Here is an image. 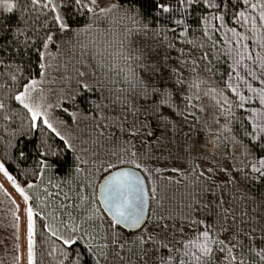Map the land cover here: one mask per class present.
<instances>
[{
	"label": "trees",
	"instance_id": "1",
	"mask_svg": "<svg viewBox=\"0 0 264 264\" xmlns=\"http://www.w3.org/2000/svg\"><path fill=\"white\" fill-rule=\"evenodd\" d=\"M10 2L18 5L11 13L0 7V30L5 34L4 41L0 43L10 41L0 49V60L3 61L0 64V102L4 104L0 109V159L35 199L42 201L44 205L50 201L58 205L63 202L62 197L56 196V193L62 192L60 189L62 178L71 179L77 189L81 184L83 186L82 177L74 171L76 170L75 154L66 141L41 120L38 119L35 122L37 126H33L31 113L15 100V96L42 72V59L37 54V49L40 50L41 55L47 49L58 50L82 26L89 24V11L84 8L73 12L72 8L68 7L65 16L69 18L71 29L61 32L54 14L49 11L40 9L34 11L30 0H10ZM116 2L113 8L115 20L105 24L107 20L103 22V19H99L96 25L109 27L115 22L116 27L130 29L139 46L137 49L139 52L133 51L134 56L131 60L137 62L138 70L142 69L143 65H139L142 60L146 62L150 60L154 64L150 71L153 75L152 77L150 75L148 84L137 83L130 90L131 98L129 100L126 98L127 104H122L120 101L116 103L115 109L121 115L119 118L121 127H116L114 137L117 139L115 144L117 147L114 146L111 151L117 156L132 157L122 162L120 166L113 165L107 168L104 176L125 166L141 171L147 179L151 194L150 212L146 224L153 222L152 225L155 223L156 228H160L157 226L160 217L166 218L162 223H167L170 228L173 224L179 228L184 222L183 233L160 228V233L154 237L157 245L162 242L167 243L174 237V247L181 253L185 248L184 245L190 239H195L197 235L192 227L187 226L186 221L189 202L197 198L199 185L204 184L203 181L197 183L196 173L201 169H217L204 187L209 184H221L228 176L236 175L238 183L233 182L223 186L222 194L225 200H229L230 197L235 198L237 215L240 214V209L248 212L253 223L243 227L246 229L255 226L257 234L251 250L248 248L250 241L245 236H240L238 239L243 247L238 246L232 255L236 256L237 260L242 259L244 264H264V259L261 258L264 256V252H261L264 241L260 239L264 236V232L261 231L264 228V178L249 173V178L244 179L247 171L244 158L247 157L249 164L264 158V135L258 134L255 130L253 110L249 105L240 106V102L236 101L237 95L233 94L229 85V79L234 72L226 49L229 43H221L220 40L225 39L228 27L235 26L232 17H226L228 24L223 31L216 32L213 29L220 22L211 18L210 10L202 3L189 5L190 13L184 24L174 25L157 15L161 0H116ZM14 30H19V34L15 40H11ZM241 33L251 45L252 55L264 56V50L259 46L258 39L249 27L245 26ZM48 35L54 36L55 45L50 43L45 49L41 44ZM209 36L217 41L215 47L208 39ZM25 43L28 44L26 50ZM18 48L19 52L16 51ZM199 74H207L206 76L222 88L232 102L230 120L242 143L241 152L236 156V160L227 155L223 158L211 152L214 150L208 151L204 148L196 132V119L185 111L183 105L180 106V101H183L182 94L186 92L191 78H195L197 83L203 78L204 75L196 76ZM247 95L244 94L245 97ZM127 119L132 125L130 130L133 134L131 133L130 137L124 135V132H127L125 121ZM146 121L156 126L157 134L151 141L145 140L142 135V126ZM21 152L24 153L23 156L20 155ZM224 160L226 167L231 169L230 172L226 173L217 167L224 166ZM156 178L154 185L152 179L154 181ZM30 184L33 187H28ZM66 192L71 199L65 200V204L71 205L76 193ZM92 192L93 200H98L96 197L94 199L96 195L94 191ZM94 205V210L91 212L95 213L97 219L94 221L95 225H99L96 230L101 233L107 230L111 237L113 233L108 229V221L111 219L104 213L100 204L95 202ZM51 209L52 215L48 214L44 207L37 204L35 206L34 264H76L78 253L81 254L79 264H96L97 261L99 264H161V258L167 260L170 255L171 246L170 249L160 247L159 251H156L151 244L133 243L135 238L144 232V226L133 232L119 227L120 239L122 242H127V247L118 248L116 253L105 250L107 254L93 252L90 255L85 249L93 242L86 235L81 239L82 233L76 235L77 243L74 245H63L59 236H53V231L48 229L56 223L60 228L65 227V224L71 227L66 211L72 212L73 216L88 213L81 214V211L78 209L73 211L72 208L64 209L62 213L57 207ZM212 211L214 212L215 209ZM193 216L206 220L208 224L216 220L214 215L211 213L205 215L204 211H197ZM168 217L171 219H167ZM199 230H203L202 227ZM229 235L230 232L218 233V238L227 239ZM5 246L10 245L5 244ZM145 247L148 249L147 255L143 253ZM10 249L13 247L11 246ZM171 255H176V252L171 251ZM211 261L212 264H229L227 253L219 250L212 253Z\"/></svg>",
	"mask_w": 264,
	"mask_h": 264
},
{
	"label": "rangeland",
	"instance_id": "2",
	"mask_svg": "<svg viewBox=\"0 0 264 264\" xmlns=\"http://www.w3.org/2000/svg\"><path fill=\"white\" fill-rule=\"evenodd\" d=\"M65 2L67 3V0ZM116 4V0H100L101 6H110L111 10L103 13L89 11L88 25L82 26L58 50H44L42 72L27 84L31 85L35 81V86L29 93L31 99L26 102L30 106L39 105L41 112L46 113L44 118L52 125L51 129H55L54 132L73 150L76 168L74 171L83 179V186L81 184L77 189L71 179L62 178L60 197L63 198V203H66L63 194H67L66 191L76 193L73 196V204L81 203L79 195L87 197L88 201L78 209L81 214L87 210V215L93 214L91 210H94L95 202L100 204L95 197L98 199V187L104 177V171L113 165L120 166L122 162L132 157L117 156L111 151L114 146L117 147L115 145L117 139L114 137L116 127H121L119 121L121 115L115 109L116 103L120 101L127 104L131 98L132 86L135 87L137 83L147 85L150 75L151 77L153 75L150 71L154 62L142 60L139 62V65H143L142 69L138 70L137 62L131 60L134 56L133 51L139 52L137 51L139 46L130 29L116 27L115 22L110 24L111 27L96 25L99 19H103V22L107 20L105 24L115 20L113 8ZM160 5L170 7L167 12L162 11L160 7L157 10V15L170 24H184L190 13V6L181 5L179 0H161ZM59 11H63L65 15L67 8L62 7ZM252 33L260 44L264 43V28L257 26L256 31ZM241 43L248 44V41L244 39L240 43H229L226 48L234 71L229 79V85L233 94L238 97L237 102L241 104L240 97H244L243 105H249L254 112L255 130L258 134L264 135V132L257 128V125L264 127V104L261 103L259 95L264 92V79L260 78V61L254 64L252 60H248L246 56L252 55V50L242 48ZM241 52L246 56L242 63L237 65L235 62L240 59ZM248 68H251L255 76L245 74ZM202 75L204 74L196 76ZM206 75L198 83L195 78H191L186 92L182 94L183 101H180V106L183 105L185 111L196 119V132L204 148L208 151L214 150L211 152L223 158L227 155L236 160V156L241 152L242 143L230 120L232 102L224 90ZM158 76L160 77V74ZM244 94L248 95L245 97ZM125 121L127 132H124V135L130 137L131 133L133 134L130 130L132 125L128 119ZM142 130L143 138L147 141L153 140V136L157 134L156 126L152 122H144ZM223 162L226 167L225 160ZM5 169L13 177L15 184L0 171V264H29L28 208H31L33 213L32 264H34L36 204L44 207L51 215L53 214L51 207H57L61 213L64 208L60 207L61 203L57 205L54 201L44 205L27 192L26 187L8 171L6 166ZM156 180L157 178L154 181L152 179V184L155 185ZM16 185L24 190L23 195L17 190ZM92 191L96 195L95 200ZM25 196L28 197L27 200L24 199ZM152 223L144 225L143 234L160 233V228H156L155 223L153 225ZM50 229L58 236L60 233L65 237L71 235L65 227L57 226V223ZM11 246L13 249H10ZM184 251L185 248L180 254L182 255ZM171 264H178V260L171 261Z\"/></svg>",
	"mask_w": 264,
	"mask_h": 264
},
{
	"label": "snow or ice",
	"instance_id": "3",
	"mask_svg": "<svg viewBox=\"0 0 264 264\" xmlns=\"http://www.w3.org/2000/svg\"><path fill=\"white\" fill-rule=\"evenodd\" d=\"M33 10H46L54 14L55 21L59 24L61 32H67L71 29L69 23V18L66 17L63 11H59L62 7L68 8L71 7L73 12H76L80 9L87 8L88 11H96L98 13H103L110 11V6H101L100 0H30ZM181 5H191L194 3H202L207 9L210 10V16L213 20L219 21L213 31L220 32L223 31L225 26L228 24L226 17L231 16L233 25L228 27V31L225 32V39L220 40L221 43H240L246 37L241 34L242 29L247 26L253 32L256 31L257 26L264 27V0H179ZM18 5L10 2V0H0V7L4 8L7 12L11 13ZM162 11H169L170 7L168 5H159ZM258 10V15H257ZM240 29V30H238ZM19 30H14L11 40H15ZM4 31L0 30V41H4ZM208 39L212 42V46L215 47L217 41L213 40L212 36H209ZM10 41H5V43ZM5 43H0V49L5 47ZM55 45V38L53 35H48L46 40L42 42V48H48L49 44ZM264 49V43L259 45ZM241 47L248 49L251 47L249 44H242ZM25 50L28 48V44L24 45ZM17 52L20 49H16ZM37 54L40 55L41 59H44V56L40 54V50L37 49ZM246 54L241 52L240 59L236 60V64L240 65L244 60ZM248 60H252L255 64L256 61H260V78L264 79V56L259 55H247ZM3 61L0 60V64ZM247 76H255V73L248 68L246 73ZM15 79V77H13ZM35 86V81L31 85L24 86V91L15 96V100L19 101L21 105L29 113H31V120L33 126L36 125V121L39 119L49 128H52V125L49 121L44 118L46 116L45 112H41L39 105L30 106L27 103V100L31 99L29 95L32 88ZM260 101L264 104V92L260 93ZM241 107L243 106L244 97H240ZM4 107L3 102H0V109ZM67 111V109H65ZM258 130L264 132V127L257 125ZM55 131V129H53ZM151 135V133H149ZM21 156L24 155L23 152L20 153ZM245 168L247 169L244 179L249 178V173H255L258 177L264 178V158L258 159L254 164L247 163V157L244 158ZM50 167V165H48ZM220 170L224 172H230L231 169L224 166H217ZM216 168L201 169L200 172L196 173V180L199 184L200 181H203L204 184H208V181L211 179V175ZM0 171L4 172V175L12 180L13 184L15 181L13 177L10 176L5 169L4 163L0 162ZM179 171V170H177ZM193 171H195L193 169ZM237 182L236 175H230L227 179L221 184H209L207 187H204V184H200L199 194L197 198L189 202L188 209L189 213L186 217L187 226L192 227L193 231L197 232L195 239H190L187 244L184 245L186 251L181 255L177 249H175L173 240H168L167 243H161L160 245L156 244L155 233L147 232V234H140L135 238L133 243L149 245L151 244L156 251H159L160 247L165 249H170V255L167 260L163 257L161 258V264H171V261L178 259V264H212L211 255L213 252L219 250L221 252L227 253V259L229 264H244L242 259L237 260L236 256L232 255V252L239 246L243 247V244L239 241L240 236H245L249 241L248 248L251 250L252 244L255 242L257 230L255 226L244 228L243 225H251L252 218L249 216L248 212L244 209H240V214L237 215L236 201L234 197H230L229 200H225L222 194L221 188L227 184ZM142 181L134 173L130 174L128 172H118L114 176L106 177L104 189L106 192V201L105 203L108 206V210L113 213V220L108 221V229L113 233L110 237L108 231L104 233L97 231L96 229L99 225H95L94 221L96 219L95 213L91 215H76L73 216L72 212L66 211V216L71 222V227L68 224H65V228L71 233V235L65 237L63 233H60L59 239L63 245L71 246L77 243V240L74 238L78 233H82L80 236L81 239L84 238V235L88 236L92 240V244L89 248H86L85 251L91 253L96 252L97 254L105 253V250H108L110 253H116V250L124 249L127 247V242H122L120 239L119 227L120 225L126 224L133 227L141 225L143 217V199H142ZM17 190L23 195V189L19 188L16 185ZM28 187H33V185H28ZM51 195V193L49 194ZM61 193H56V196L59 197ZM64 200L71 199L66 193L63 194ZM202 197H212L213 199H204ZM79 200L81 203H74L67 205L61 202L60 207L67 209L72 208L73 211L80 209L84 203L88 201V198L79 195ZM25 200L28 199L27 196L24 197ZM215 209L213 212L212 210ZM197 211H204L205 215L211 213L216 217V220L212 224H208L206 220L200 218H194L193 214ZM254 211V210H253ZM87 212V210H86ZM32 209L28 208V253H29V264H32V234H33V223H32ZM166 218L160 217L157 221V226L166 230V231H179L184 232L183 223L179 228L175 224L169 227L167 223H162ZM167 219H171L168 217ZM81 221V223H77ZM202 227L203 230H199ZM51 231V229H48ZM264 232V228L261 229ZM230 232V235L227 239H219L218 233ZM53 236H56L57 233L53 232ZM167 239V237H165ZM261 241H264V236L260 237ZM171 251H175L176 255H171ZM261 252H264V247H261ZM144 255H147L148 249L145 247L143 249ZM107 254V253H105ZM264 259V256L261 257ZM81 259V254L76 255V264H79ZM99 264V261L96 262Z\"/></svg>",
	"mask_w": 264,
	"mask_h": 264
},
{
	"label": "water",
	"instance_id": "4",
	"mask_svg": "<svg viewBox=\"0 0 264 264\" xmlns=\"http://www.w3.org/2000/svg\"><path fill=\"white\" fill-rule=\"evenodd\" d=\"M118 172H128L130 174L134 173L142 181L141 188H142V199H143V217H142L141 225L137 226V227H133L131 225H126L123 223L120 225L121 228H123L127 231H132V232L137 231V230L141 229L148 221L149 212H150V202H151L150 201L151 200V194H150V190H149V185H148L146 177L144 176V174L141 171H139L138 169L133 168V167H126L125 166V167L117 168V169L109 172L108 174H106L102 178V180L99 184V187H98V201L100 203L102 210L107 215V217L109 219L113 220V213L108 210V206L105 203L106 192H105V189L103 186L105 184V178L106 177L114 176Z\"/></svg>",
	"mask_w": 264,
	"mask_h": 264
}]
</instances>
